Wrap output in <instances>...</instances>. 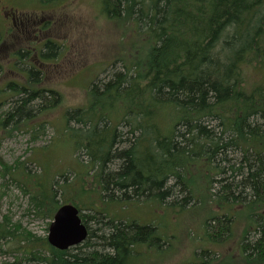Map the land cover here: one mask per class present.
I'll list each match as a JSON object with an SVG mask.
<instances>
[{"label":"trees","instance_id":"obj_1","mask_svg":"<svg viewBox=\"0 0 264 264\" xmlns=\"http://www.w3.org/2000/svg\"><path fill=\"white\" fill-rule=\"evenodd\" d=\"M102 11L122 33L110 62L121 69L91 83L86 106L65 108L58 130L73 135L79 193L66 173L45 178L42 165L38 174L26 160L0 162V176L23 188L36 215L53 219L64 203L79 207L88 237L58 250L5 215L0 243L18 244L21 252L2 264H127L139 245L167 242L154 224L111 217L102 205L113 202L187 209L203 189L211 205L264 204V0H103ZM53 47L60 49L49 39L42 55L58 57L49 53ZM17 53L21 61L29 51ZM25 78L0 122L29 128L35 141L64 96L42 84V69L29 68ZM225 210L204 221L209 237L229 235L235 219ZM254 219L255 239L244 238L240 255L264 264V215Z\"/></svg>","mask_w":264,"mask_h":264},{"label":"rangeland","instance_id":"obj_2","mask_svg":"<svg viewBox=\"0 0 264 264\" xmlns=\"http://www.w3.org/2000/svg\"><path fill=\"white\" fill-rule=\"evenodd\" d=\"M10 3L19 21L26 23L30 19L37 20L38 24H33V27L44 24L46 31L43 34L27 32L26 36L30 35L22 42L21 48L28 50L30 45L40 48L39 42L44 39H51L60 46V49L50 48L49 53L59 54L56 58L40 55L43 65L36 62L30 52L28 56L21 57L16 66V81L24 82L31 67L42 69L46 73L42 84L57 88L63 94L64 101L62 107L50 114L51 123L47 125L45 134L35 141L28 132L29 128L20 129V125L16 127L14 123L4 125L0 122V162L13 164L17 160H26L34 173L39 174L42 167L45 178L66 173L68 185L73 188H68L67 185L68 195L72 191L79 193V179L74 181L79 155L75 153L73 135L71 132H61L59 136L58 130L65 125V108L86 106L89 103L88 90L91 83L121 69V63L110 66V62L115 56L112 52L116 49L115 41L120 39L122 33L112 26L102 11L103 0H10ZM27 28L30 31L32 26ZM125 42V46H130L129 39ZM45 51L43 46V52ZM117 55H121V52L118 51ZM17 98L15 93V99ZM8 111L7 106H0V119H4ZM79 160H86V157L81 153ZM230 174L228 172L227 176ZM57 179L60 184L64 183L63 177L58 176ZM92 180L91 176L87 179L88 186H93ZM198 180H201L200 175L196 176V181ZM200 195L199 203L187 209L165 208L164 204L156 202H129L124 206L113 202L102 205L111 217L156 225L159 233L167 240L162 247L158 244L139 245L127 264H247L240 255V243L245 237L247 240L255 239L254 218L264 214V204L246 206L247 202H239L233 208H228L224 202L216 205L204 202L206 195L203 189H200ZM83 200L88 202L89 199L85 196ZM102 206L97 204L98 209ZM225 209H230L235 219L229 235L228 232H223L220 236L209 237L205 233L204 221L213 214L224 215ZM5 215L13 223H19L23 229L38 237L48 236L53 220L36 215L30 208L29 195L24 193L23 188L10 176H0V223ZM89 224L93 228L99 227L93 221ZM217 229L216 224L210 233L214 234ZM17 245L6 241L0 243V264L14 261L20 255L21 250L16 249ZM203 251H210V254L203 255Z\"/></svg>","mask_w":264,"mask_h":264},{"label":"flooded vegetation","instance_id":"obj_3","mask_svg":"<svg viewBox=\"0 0 264 264\" xmlns=\"http://www.w3.org/2000/svg\"><path fill=\"white\" fill-rule=\"evenodd\" d=\"M33 24H38V21L34 19L26 23L19 21L10 0H0V106H7L9 110L12 109L10 106L15 100L16 66L20 62L17 52L22 42L30 35L26 36L27 32L33 31L40 34L46 32L44 24H39L37 27H33ZM29 25L32 26L30 31L27 28ZM47 41V39L40 41V48L32 45L27 47L29 52H33L32 57L36 58V62L40 65H43L40 55L42 56L43 46L45 47Z\"/></svg>","mask_w":264,"mask_h":264},{"label":"water","instance_id":"obj_4","mask_svg":"<svg viewBox=\"0 0 264 264\" xmlns=\"http://www.w3.org/2000/svg\"><path fill=\"white\" fill-rule=\"evenodd\" d=\"M88 234L89 229L81 218L79 207L73 203H64L54 214L47 240L52 247L67 250L83 243Z\"/></svg>","mask_w":264,"mask_h":264}]
</instances>
